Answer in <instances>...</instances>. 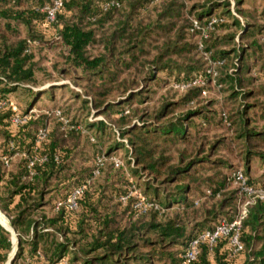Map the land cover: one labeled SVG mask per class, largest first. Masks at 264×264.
<instances>
[{
  "label": "trees",
  "instance_id": "1",
  "mask_svg": "<svg viewBox=\"0 0 264 264\" xmlns=\"http://www.w3.org/2000/svg\"><path fill=\"white\" fill-rule=\"evenodd\" d=\"M110 1L113 0H65L50 23L42 10L53 0H0V20L5 22L6 31L14 32V26H55L58 40L68 48L67 62L88 75L85 86L94 94V99L89 100L71 91L73 98L90 112L80 123L65 125L54 114L61 111L66 119L65 113L51 109L41 116L32 112L25 125L13 126L11 119L16 112L29 114L42 99L54 103V92L69 87L53 82H49V89L28 86L36 84L30 44L37 39L13 42L0 29V101L9 103L0 110V155L10 159L8 167L0 163V207L18 240L11 264H61L65 259L68 264H180L191 240L213 229L220 220L233 221L237 215L240 193L231 188L233 174L242 168L219 156L232 144H239L238 159L249 185L255 189L264 187V174L260 178L252 176L254 163L264 169V128L255 127L257 114L261 112L264 120V104L257 101L264 96V88L254 89L257 79L250 77L256 70L257 76L264 78L263 57L259 55L262 46L258 44L264 41V25L249 23V11L242 8L246 1L264 0H235L234 10L246 19L244 23L233 14L230 0H203L194 7L193 18L202 28H207L212 19L222 20L207 30L203 51L210 53L212 62H223L217 67L219 76L215 80L226 94L225 102L231 108L227 113L214 109L213 102L203 104L200 99L206 85L212 83L205 64H179L173 60L176 55L200 51L201 31L193 30L191 18L149 60L146 46L154 37L170 36L177 30L173 23L163 25L161 20L180 16L177 9L184 6L178 0L168 5L159 20L147 25L139 18L152 0H114L120 6L105 11L104 5ZM9 2L14 5L2 6ZM126 9L127 16L105 43L109 55H88L95 35L85 30L83 23L103 27L117 12ZM259 18L264 21V9ZM59 24H63L62 29ZM231 29L236 34L228 33ZM219 31L224 34H217ZM117 42H122L124 49L116 46ZM138 65L144 70L140 83L121 80ZM61 73L74 75L70 69ZM199 79L205 86L197 84ZM171 85L186 91L176 100H164L151 113L132 108L133 103L148 101L152 86ZM20 88L28 94L23 111L8 97ZM115 91L118 96L111 99ZM93 114L105 119L91 121ZM50 118L56 121L52 131L48 127ZM225 125L234 131L232 139H209L212 129ZM41 129L47 130L46 138L37 144ZM84 133L101 144L112 141L105 152L96 153L92 168L79 171L77 158L66 141ZM120 150H126L127 157L120 158L122 166L118 169L126 166L132 181H120V187L116 184L95 189V171L100 173L108 163L98 167L97 158L119 157ZM35 155L46 156L47 161L36 164L30 176L28 163ZM110 165L116 168L111 162ZM205 171L213 174L204 176ZM143 176L147 181L141 190L134 182ZM88 182L77 210L55 209L57 201L67 199L75 188ZM132 186L137 195L121 202ZM140 199L160 209L140 213L134 208ZM203 199L215 202L210 208L204 203L197 206ZM44 208L50 211L45 213ZM240 242L243 249L235 255L229 249V238H221L212 248L203 243L197 260L191 264H264V201L248 207ZM12 251V234L0 225V264H7Z\"/></svg>",
  "mask_w": 264,
  "mask_h": 264
},
{
  "label": "rangeland",
  "instance_id": "2",
  "mask_svg": "<svg viewBox=\"0 0 264 264\" xmlns=\"http://www.w3.org/2000/svg\"><path fill=\"white\" fill-rule=\"evenodd\" d=\"M52 1V0H48ZM175 0H152L150 4L148 5V9L142 13L139 20L142 22L143 25H147L149 23H152L154 21L159 20V15L165 12L166 8L170 3H172ZM232 3V12L235 15L236 18H238L242 23L246 21L245 18L239 16L235 10V0H230ZM203 0H178L179 4H182L184 7H179L177 11L180 12V16H174L172 18L162 19V24L166 25L168 23H173L175 25L173 31V34L170 36H155L154 39L150 43V46H146V50L149 52V55H151V58L155 55H158V53L162 50L164 47V42L167 41L169 38L174 39V35L178 33L179 29L182 26H185L188 24V21L190 18L192 19L193 16L196 14V10H194V7L196 5H201ZM26 3V2H24ZM13 2H9L8 5H5V3L2 5L4 7H11L13 6ZM243 9H247L249 11L248 16V22L257 24V25H264V21H262L259 18V15L261 14L262 10L264 9V2L263 1H246L244 2V5L242 6ZM128 11L123 10L120 12H117L114 19L110 22H108L106 25L99 26L98 24H86L83 23V28L87 31H93L94 32V43L91 44L88 49L87 53L88 55L92 56H98V55H109L107 48H105V43L107 39L110 37V34L112 31L117 29V25L119 21H122L127 16ZM69 14L68 16H70ZM72 16V15H71ZM68 19V18H67ZM135 22L136 24L134 27L139 23ZM5 22L0 20V29L1 31H5L6 35L10 36L11 41H17V39H37L36 42H32L30 44V53L32 56V64H34V73H35V83L36 84H30L28 86L35 87V86H42L43 89H49L51 85L49 82L55 83V85H62L66 84L69 88L67 89H59L54 92L55 100L54 103L49 102L48 100L42 99L39 101L34 109L35 113L37 115H46L49 114L51 109H61L65 115L66 119L68 121L67 124L71 123H77L82 122L85 117L89 115V111L83 108L82 104L78 99L73 98V94L71 91H75L76 93H79L80 95H83L89 100H93L94 94L92 93L91 89L87 87L86 89V83L85 80L88 77V75L83 72L81 69L72 68L71 64L67 62L68 57V48L61 42V40H58L57 32L55 26H48L45 24L44 27H38L36 24H34L32 27H26V26H14V32L6 31L5 30ZM61 23V21H60ZM59 28H63V24H59ZM228 33L230 34H236V30H229ZM217 34L223 35L224 33L222 31H219ZM194 43V41L192 40ZM191 42V43H192ZM259 46H262V54L259 53V55H262L263 59L262 62L264 63V41L259 40L258 42ZM116 46L123 48L122 42H117ZM115 55H118L117 52ZM173 60H175L179 64H192V63H198L199 65L207 66V69L210 68L209 61L206 59L204 55V51L193 53H186L182 54L181 56L176 55L173 57ZM262 62L259 64V66L262 65ZM70 69L72 70V73L74 74L73 77L71 76H65L61 72ZM138 69V70H137ZM214 69L217 71V67H214ZM141 71V72H139ZM143 71V72H142ZM219 76V75H218ZM216 76V80L218 78ZM74 77H77L78 79H73ZM144 77V70H142L141 65H138L136 70L130 73H126L122 76L121 80H126L128 84H131L132 81H134L135 85L140 83L141 80ZM159 77H162V75H159ZM251 78H255L256 83L254 85V89H262L264 88V78L258 77L256 74V70L253 71ZM83 79L80 83H75L77 80ZM88 79V78H87ZM79 82V81H77ZM97 83V82H96ZM37 86V87H38ZM205 86V85H204ZM207 89L202 93L200 99L203 104H208L209 102L214 103V109L218 111H224V113H227L231 108L229 107V103L225 102L226 94L223 92V90L217 86V84L211 83L206 85ZM35 89H37L35 87ZM152 92L148 94L149 98L148 101L144 104L139 103H133L132 108L137 109L139 111L147 110V112L151 113L157 108L160 107L162 102L166 99L168 100H176L180 96H182L185 93V88H178L168 86V87H155L152 86L151 88ZM89 96H87V94ZM118 96V92L115 91L111 99H115ZM10 101L18 107L20 110H25L27 106V98L28 94L27 91L23 88H20L16 92L10 94L9 96ZM258 102L264 104V96L257 99ZM231 105V104H230ZM52 114V113H51ZM258 116L256 119L255 127L258 129L264 128V120H261V112L257 114ZM96 115L90 116L91 121H99L105 119L103 116L95 117ZM56 126V121L53 118L49 119V131H52L54 127ZM234 136V131L230 130L228 126L225 125L222 129H212L210 133H208V137L210 140L224 138L227 141L232 139ZM112 141V140H111ZM111 141H105L104 144H101L97 142L96 140H93L91 137V134L84 133L83 135H77L75 140H72L70 138L67 139L66 144L69 146L72 150L71 153L74 157V159L77 158L76 166L79 171H83L84 169H89L94 166V158L97 152H105L107 150V147ZM128 144V143H127ZM73 145H76L75 148H73ZM239 144H232L228 150H221L219 152V156L225 157L231 163H233L235 166L244 169V166L240 163L238 159V153H239ZM117 155H119L120 158L127 157L126 150H120L118 151ZM126 162V161H125ZM81 169V170H80ZM204 176H210L213 174V172H202ZM264 173L261 172L260 168H258L257 164H254L252 166V176L254 178H260ZM132 181V179L129 177L128 174V168L125 166L124 169H113L110 165V162L105 164L101 170L99 175H97L96 179H94V188L98 189L97 186L104 188L109 187L111 185L118 186V182L120 181ZM147 181L145 177H140L137 182H134L136 185H139L141 190H143L144 183ZM232 190L238 189L237 185L234 183V186L231 188ZM212 199H203L198 201L197 206L204 203L206 208H210L211 205L214 203ZM199 218V216H196ZM163 218V217H161ZM18 264H23V262H19Z\"/></svg>",
  "mask_w": 264,
  "mask_h": 264
},
{
  "label": "built area",
  "instance_id": "3",
  "mask_svg": "<svg viewBox=\"0 0 264 264\" xmlns=\"http://www.w3.org/2000/svg\"><path fill=\"white\" fill-rule=\"evenodd\" d=\"M65 0H53V3L51 6L45 7L42 11H44L47 14V20L50 23H53L56 19L57 12L63 7ZM120 3L117 1H110L107 2L104 5V10H108L110 8L119 7ZM193 24V30H199L201 31L200 35V41H199V50L203 51L204 45L203 40L208 39V32L207 30L213 29L214 25L218 22H221L222 20L218 21L217 19H212L207 28H202L199 22L195 19H191ZM204 55L206 59L209 61L210 68L208 69V74L211 77L212 83L216 84V76L217 71L214 69V67H218L223 64V62H212L210 59V53L204 52ZM197 84L203 86L205 85L204 81L199 79L197 81ZM9 103L7 101L1 100L0 101V110H3L7 108ZM32 112H35L34 110L31 111L29 114H23L21 112H16L12 119L11 123L15 127H20L25 125L29 118L30 114ZM65 125L68 123V121L63 117V114L61 111H55L54 113ZM47 130L41 129L38 132V140L37 144L42 143L46 138ZM21 156H25V154H21ZM10 159L7 156L0 155V163H3L6 167L9 165ZM47 161L46 156H39L35 155L33 158L29 159L28 163V169L30 172V176L34 175L33 168L36 164H43ZM111 162L116 168L122 166V161L120 157L117 156H111L110 158H106L104 156L97 158V166L102 167L105 162ZM99 174V170L95 171V176ZM234 183L237 185L239 193H240V201L238 205V211L235 219L233 221H228L226 219L220 220L213 229L206 230L202 233H200L197 237H195L191 242L189 243V246L185 252V254L182 256V260L180 264H191L194 261L197 260L199 254H200V246L203 243H207L209 247H213L217 244V242L221 238H229V249L233 255L239 253L242 251L243 246L240 242L241 237V230L243 228L244 220L247 216L248 207H250L253 203L256 201H264V187L255 189L251 187L248 183V179L245 176L242 169H238L233 174ZM87 184L81 185L77 188H75L72 193L69 195V197L65 200L57 201L55 204V209L59 210L62 207L67 208L70 211L77 210L78 208V200L83 195ZM137 195V191L135 189V186H132L130 189V192L127 196H123L120 198V201L123 203H126L129 197H133ZM134 208L139 211L140 213H146L149 209H155L159 210V206L153 203H150L146 201L145 199H140L137 201L134 205ZM61 264H68V261L65 259L62 261Z\"/></svg>",
  "mask_w": 264,
  "mask_h": 264
},
{
  "label": "water",
  "instance_id": "4",
  "mask_svg": "<svg viewBox=\"0 0 264 264\" xmlns=\"http://www.w3.org/2000/svg\"><path fill=\"white\" fill-rule=\"evenodd\" d=\"M0 225L12 234L13 251H12V253L10 255V258H9V260L7 262V264H11L13 259H14V257H15V254L17 252V245H18L17 236H16V234H15V232H14V230H13V228H12L10 222H9V220H8V227L4 226L1 223H0Z\"/></svg>",
  "mask_w": 264,
  "mask_h": 264
},
{
  "label": "crops",
  "instance_id": "5",
  "mask_svg": "<svg viewBox=\"0 0 264 264\" xmlns=\"http://www.w3.org/2000/svg\"><path fill=\"white\" fill-rule=\"evenodd\" d=\"M254 164H257L258 165V168H260V165H259V163H254ZM254 164H253V166H254ZM260 170H261V172H263L264 173V169L263 168H260ZM18 196L16 197V199H15V202L16 201H18ZM44 211H45V213H47L48 211H50V208H44ZM0 213L2 214V216L4 217V219L6 220V222L9 220V222H10V224H11V221H10V219L3 213V211H2V209H1V207H0ZM8 219V220H7ZM11 226H12V224H11ZM12 228H13V226H12ZM13 230H14V228H13ZM14 232H15V230H14ZM15 234H16V232H15ZM17 236V235H16ZM13 242V241H12Z\"/></svg>",
  "mask_w": 264,
  "mask_h": 264
},
{
  "label": "bare ground",
  "instance_id": "6",
  "mask_svg": "<svg viewBox=\"0 0 264 264\" xmlns=\"http://www.w3.org/2000/svg\"><path fill=\"white\" fill-rule=\"evenodd\" d=\"M0 223L8 227V221L6 222V220L4 219L1 213H0Z\"/></svg>",
  "mask_w": 264,
  "mask_h": 264
}]
</instances>
